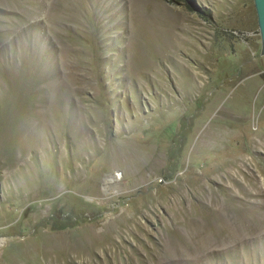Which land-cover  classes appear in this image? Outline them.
Returning <instances> with one entry per match:
<instances>
[{
  "label": "rangeland",
  "instance_id": "obj_1",
  "mask_svg": "<svg viewBox=\"0 0 264 264\" xmlns=\"http://www.w3.org/2000/svg\"><path fill=\"white\" fill-rule=\"evenodd\" d=\"M194 1L0 0V264H264L252 0Z\"/></svg>",
  "mask_w": 264,
  "mask_h": 264
},
{
  "label": "water",
  "instance_id": "obj_2",
  "mask_svg": "<svg viewBox=\"0 0 264 264\" xmlns=\"http://www.w3.org/2000/svg\"><path fill=\"white\" fill-rule=\"evenodd\" d=\"M256 26L259 34V53L264 54V0H252ZM191 8L198 11L199 6L192 0Z\"/></svg>",
  "mask_w": 264,
  "mask_h": 264
},
{
  "label": "trees",
  "instance_id": "obj_3",
  "mask_svg": "<svg viewBox=\"0 0 264 264\" xmlns=\"http://www.w3.org/2000/svg\"><path fill=\"white\" fill-rule=\"evenodd\" d=\"M171 1H174V0H171ZM181 2L184 4V6L187 8V9H189V10H191V11H194L192 8H191V5H192V0H181ZM197 12H199L200 14H203V15H208V11L207 10H205L204 8H199L198 9V11ZM71 224H73V223H71ZM71 224H69V225H71ZM65 226V225H64ZM63 226H59L58 228H62Z\"/></svg>",
  "mask_w": 264,
  "mask_h": 264
},
{
  "label": "built area",
  "instance_id": "obj_4",
  "mask_svg": "<svg viewBox=\"0 0 264 264\" xmlns=\"http://www.w3.org/2000/svg\"><path fill=\"white\" fill-rule=\"evenodd\" d=\"M117 176H118V174H114L111 178L115 179V178H117Z\"/></svg>",
  "mask_w": 264,
  "mask_h": 264
}]
</instances>
